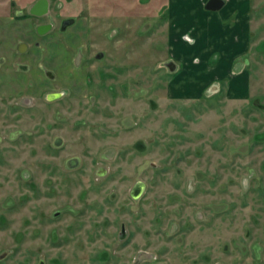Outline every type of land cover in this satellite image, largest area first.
Instances as JSON below:
<instances>
[{
	"label": "rangeland",
	"instance_id": "rangeland-1",
	"mask_svg": "<svg viewBox=\"0 0 264 264\" xmlns=\"http://www.w3.org/2000/svg\"><path fill=\"white\" fill-rule=\"evenodd\" d=\"M35 1L0 6V264H264V0L196 96L166 0Z\"/></svg>",
	"mask_w": 264,
	"mask_h": 264
},
{
	"label": "crops",
	"instance_id": "crops-1",
	"mask_svg": "<svg viewBox=\"0 0 264 264\" xmlns=\"http://www.w3.org/2000/svg\"><path fill=\"white\" fill-rule=\"evenodd\" d=\"M166 1L169 53L179 66L175 77L184 83L178 91L192 96L210 87L219 91L221 80L230 78L234 60L247 46L250 0H223L213 11L205 8L208 0ZM7 3L0 0L2 7ZM186 34L193 42L184 39Z\"/></svg>",
	"mask_w": 264,
	"mask_h": 264
},
{
	"label": "water",
	"instance_id": "water-1",
	"mask_svg": "<svg viewBox=\"0 0 264 264\" xmlns=\"http://www.w3.org/2000/svg\"><path fill=\"white\" fill-rule=\"evenodd\" d=\"M223 0H208L205 4L207 10H218L223 6ZM47 0H37L31 7L30 13L42 14L47 10Z\"/></svg>",
	"mask_w": 264,
	"mask_h": 264
},
{
	"label": "flooded vegetation",
	"instance_id": "flooded-vegetation-1",
	"mask_svg": "<svg viewBox=\"0 0 264 264\" xmlns=\"http://www.w3.org/2000/svg\"><path fill=\"white\" fill-rule=\"evenodd\" d=\"M36 1H37V0H36ZM36 1H35V2H36ZM35 2H34V3H35ZM47 2H48V0H47ZM34 3H33V4H34ZM33 4H32V5H33ZM32 5L29 6V8H28L29 11L27 10V11H28L27 14H29L30 16H42V15L47 14V12H48V10H49V2H48L47 10H46L45 13H42V14H36V13H35V14H32V13H30V9H31ZM49 27H50L49 24H41V25H39V26L36 27V30H37L38 33H43V32L46 31ZM17 49H18L19 52H24L25 49H26V48H25V44H24V43H19ZM218 92H221V89H220ZM50 95H52V94H50ZM50 95H49V98H48L49 100L57 98V97L52 98V97H50ZM53 95H55V94H53ZM55 96H56V95H55ZM121 234H122V235L124 234L123 226L121 227ZM39 264H43V261H40Z\"/></svg>",
	"mask_w": 264,
	"mask_h": 264
}]
</instances>
